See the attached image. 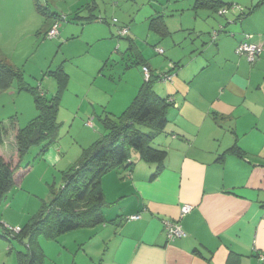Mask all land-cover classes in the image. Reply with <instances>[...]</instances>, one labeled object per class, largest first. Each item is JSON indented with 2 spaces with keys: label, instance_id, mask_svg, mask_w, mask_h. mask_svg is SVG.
<instances>
[{
  "label": "crops",
  "instance_id": "0c3cea01",
  "mask_svg": "<svg viewBox=\"0 0 264 264\" xmlns=\"http://www.w3.org/2000/svg\"><path fill=\"white\" fill-rule=\"evenodd\" d=\"M249 6L251 9L232 8L219 19H207L202 28L180 26L184 35L172 36V30L167 35L171 44L165 43L167 50L162 55L167 53L171 68L178 73L153 87L155 96L170 103L168 124L155 137L157 147L167 154L162 162L148 163L135 152L130 173L119 168L103 176L107 222L90 227L94 232L86 242L92 243L94 251H103L101 264H259L258 254L264 253V0H254ZM200 9L217 14L215 9ZM242 11L245 14L239 19ZM54 18L47 20L45 29ZM24 23L21 0H0V59L14 66L13 58L4 54L2 42L17 47V33ZM85 24L81 31L78 23H70L59 38L69 45L82 37L90 48L104 41L107 53L99 65L109 59L114 77L97 74L98 68L82 89L83 103L78 110L103 111L110 105L114 116L120 115L145 84L143 66L148 65L153 81H158L162 60L154 57V49L144 47L132 28L126 42L138 62L128 63L119 72L112 46L116 29L96 17ZM222 26L221 35L212 38L210 32ZM149 30L153 33L148 36L156 38L153 47H161L166 36ZM244 41L262 46L255 62L237 53V45ZM75 53L81 56L80 50ZM128 77L131 83L123 86L121 95L101 88L106 83L122 86ZM69 78L68 74L66 85L60 86L59 104L68 92ZM185 204L193 209L182 216ZM133 215L140 217L128 218ZM167 219L180 220L186 235L169 240L164 226Z\"/></svg>",
  "mask_w": 264,
  "mask_h": 264
},
{
  "label": "rangeland",
  "instance_id": "374dc122",
  "mask_svg": "<svg viewBox=\"0 0 264 264\" xmlns=\"http://www.w3.org/2000/svg\"><path fill=\"white\" fill-rule=\"evenodd\" d=\"M39 2L49 15L40 14L36 10L34 0H21L25 23L17 33V47L5 40L2 42L4 54L13 58L15 66L23 72L21 82L15 81L10 88L0 89V132L4 139L0 143V150L5 156L18 158L14 127L29 126L40 115L35 94L28 88L42 87L46 92L44 102H48L56 91V84H59L57 73L52 71L63 65L70 78L64 102L58 105L56 111L55 126L48 130V135L32 143L20 159L22 166L31 165L32 168L24 176L21 185L14 186L4 197H0V222L10 226L24 227L32 218L40 214L44 206L46 209L50 207L55 196L64 187L66 175L82 165L85 150L106 134L107 130L99 121L100 118L106 115L114 116L110 105L103 111L89 113H85L84 109L78 110L77 107L79 103H83L82 89L88 86L91 75L98 68L97 74L108 79L114 77L110 64H107L109 59L105 64L99 65L107 53L104 41H97L90 48L85 39L79 37L73 39L69 45H65L66 40H62L61 37L50 39L45 35L47 28L45 23L48 19L53 18L55 14L67 15L69 20L61 22L60 31L70 23H78L82 31L88 24H85L83 17H76L77 12L88 14L87 6L95 4V12L98 16L107 19L111 24L116 19V24L111 25L116 29L112 37V46L118 57L119 72L124 71L128 63L132 62L133 65L138 62L134 49L127 46L128 38L117 36L115 26L128 25L130 33L132 28L136 29L144 47L149 50L154 49L157 53L154 57L162 60L159 65L162 67L158 68L157 74L164 75L169 72L173 78L178 72L171 70V62L168 59L170 57H167V53L166 58L158 54L159 48L167 50L165 43L171 44L169 40L171 38L166 36L163 44L160 43L161 47L158 45L156 48L153 47L156 38L153 34L148 36L149 33H153L148 28L150 18L163 14L168 20L172 36L184 35L179 31L180 26L187 28L195 25L202 28L207 19L220 18L219 13L215 14L210 9L195 11L193 9L195 0H39ZM227 2H235L233 8L240 11L241 7L245 10L244 6L251 9L249 5L254 0H227ZM207 11H211L212 14ZM230 11L232 10L227 9L225 15ZM203 15L206 18H203ZM196 16L198 19H195ZM87 30L96 33L94 29ZM76 50H80L81 56L75 53ZM13 53L17 55L12 57ZM83 73L87 76L83 77ZM115 78L119 80L117 76ZM128 80L122 86L115 87L106 83L101 85V88L118 96L123 94L125 90L123 86L128 82L131 83L130 77ZM162 82L166 83L162 80L154 83V86ZM153 127L146 123L138 125L142 132L149 135H153ZM150 144L157 147V140L153 139ZM135 152L137 151H132V157L135 156ZM2 229L0 224V235ZM92 229L72 230L57 239L48 238L44 234L38 235L37 242L43 251L42 264H101L103 251H94L92 243L86 244L88 238L93 235ZM28 246L27 240L21 241L15 237L8 240L0 236V264H24L22 254L29 251Z\"/></svg>",
  "mask_w": 264,
  "mask_h": 264
},
{
  "label": "trees",
  "instance_id": "16d2710c",
  "mask_svg": "<svg viewBox=\"0 0 264 264\" xmlns=\"http://www.w3.org/2000/svg\"><path fill=\"white\" fill-rule=\"evenodd\" d=\"M34 4L40 14L49 15L39 0H34ZM233 6L220 0H195L194 8L208 7L215 9L220 14V10L232 9ZM87 8L88 14L91 15L84 16L83 19L91 20L96 17L99 22H106L110 25L116 24V19L111 24L102 16L93 15L96 11L95 4L88 5ZM240 10H243V8L241 7ZM77 13L76 17L81 18L80 12L78 11ZM244 14L242 11L239 19ZM60 16H65V21L69 20L67 15L55 14L53 21ZM115 27L119 38H126L130 35V26L120 25ZM123 28L128 29L125 35L121 33ZM149 28L161 36H167L170 33V28L163 14L151 17ZM48 29L45 32L46 36ZM220 29H217V31L212 30L210 32L211 37L215 38L219 32L225 30L224 26ZM158 53L163 54L164 50L163 52L158 51ZM52 72L57 73L59 87H57V91L50 101L44 102L46 93L42 94L38 86L28 88L35 94V101L40 110V115L29 126L24 128L14 127L16 157L19 158V161L18 158H8L0 153V197H4L14 186L21 185L24 176L30 171L32 166H22L20 159L32 143L48 135V130L55 126L56 111L62 90L60 86L66 85L68 73L62 66ZM46 75L49 76L48 74ZM153 79L152 73V77L145 80V84L125 112L116 116L106 115L100 118L107 130L106 134L85 150L82 165L77 170L66 175L64 187L55 196L49 208L46 209L44 206L40 214L32 218L24 227L10 226L0 222L3 228L0 236L8 240L15 237L18 240H27L29 242V251L26 254H22L24 264H26L27 259L28 264H42L43 251L37 242L38 235L44 234L48 238L57 239L66 232L95 227L107 222L103 213V207L107 203L103 191L102 178L106 173L114 169L124 168L131 171L135 163L131 156L133 150L139 153L140 159L148 162H162L165 159L167 151L160 147L152 146L150 142L155 139L158 133L164 131L168 124L167 111L170 103L167 99L154 95V83L161 79L158 77L156 79L158 81H153ZM22 80L23 72L21 69L4 59H0V89H8L15 81L21 82ZM142 123L154 126L153 135L146 134L138 128V125ZM3 140L2 132H0V143ZM44 211L47 213L43 214ZM15 227H20V230H13L12 228ZM259 264H264V262H259Z\"/></svg>",
  "mask_w": 264,
  "mask_h": 264
},
{
  "label": "built area",
  "instance_id": "2783aa9c",
  "mask_svg": "<svg viewBox=\"0 0 264 264\" xmlns=\"http://www.w3.org/2000/svg\"><path fill=\"white\" fill-rule=\"evenodd\" d=\"M227 9H222L220 10V14H226ZM66 17L65 16H60L57 19H55L53 21V23L51 24V27H49V29L47 30V37L50 39H54V38H58L60 36V26H61V22L65 21ZM128 32L127 28H123L121 33L125 35V33ZM159 52H163L162 48L158 49ZM237 53L239 54H245L248 59L251 62H255L260 54V52L262 51V46L258 43H251V42H241L237 49H236ZM143 73H144V77L145 80H148L152 77V71L150 69L149 66L145 65L143 67ZM159 79L161 80H166L169 81L171 79V74L170 73H165L164 75H160L158 76ZM39 89L41 90V93L44 94L46 93L45 90L38 86ZM130 173V171L128 172ZM193 209V205L190 204H185L182 209H181V215H185L187 213H189L191 210ZM140 217V215H133V216H129V219H138ZM164 226H165V232L167 235V238L169 240H175L177 238L183 237L186 235V232L183 229V226L180 222V220H165L164 222ZM11 228V227H10ZM15 231H19L20 227H15L12 228ZM258 260L259 262L263 263L264 262V253L261 252L258 254Z\"/></svg>",
  "mask_w": 264,
  "mask_h": 264
}]
</instances>
